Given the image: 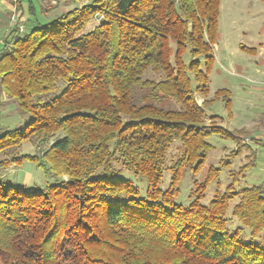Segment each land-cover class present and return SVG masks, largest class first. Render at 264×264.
Masks as SVG:
<instances>
[{
    "label": "trees",
    "instance_id": "16d2710c",
    "mask_svg": "<svg viewBox=\"0 0 264 264\" xmlns=\"http://www.w3.org/2000/svg\"><path fill=\"white\" fill-rule=\"evenodd\" d=\"M219 2L89 0L25 34L14 23L0 44V90L31 118L0 126V172L30 161L52 182L25 189L0 176V264H264V246L225 216L237 199L231 215L264 231V184L234 190L233 173L204 205L218 174L210 166L190 203L175 202L184 167L203 166L209 134L232 138V154L249 148L244 131L205 119ZM23 142L34 153H20ZM124 170L146 178L144 196Z\"/></svg>",
    "mask_w": 264,
    "mask_h": 264
},
{
    "label": "rangeland",
    "instance_id": "374dc122",
    "mask_svg": "<svg viewBox=\"0 0 264 264\" xmlns=\"http://www.w3.org/2000/svg\"><path fill=\"white\" fill-rule=\"evenodd\" d=\"M87 3L89 0H0V44L16 22L18 26L22 25L20 34H25L34 24H44L66 10ZM93 25L94 22H90L87 29ZM183 57L187 62L188 52ZM202 68H205L204 65ZM145 76L156 80L160 78L159 74L150 70ZM207 78L208 93L205 97L212 100L205 107L206 123L209 124V118L216 115L213 122L225 129L244 131L241 142L249 148L243 147L238 154H232L237 147L232 138L209 134L206 141L210 149L203 166L197 171L189 166L184 167L178 183L175 202L184 206L192 200L190 189L195 182L205 178L210 166L217 167L218 174L207 183L201 204L207 205L217 188L223 191L234 177L233 173L236 175L234 190L264 184V0H220L217 36ZM218 90L220 92L214 97ZM195 96L197 102L201 103L204 96ZM224 96L230 100L228 107L225 106ZM167 105L177 106L172 100ZM30 118L29 113H22L16 102L0 90V126H18ZM178 146L179 143L175 141L169 148L167 165L179 154ZM18 151L34 153L35 149L29 142H23ZM0 174L5 183L25 189L44 187L52 182L30 161H24L21 165L12 164L1 170ZM122 176L137 186L141 196L145 195L147 180L144 176H137L131 170H124ZM169 181L170 173L165 169L159 187L162 190L167 188ZM236 201L233 199L228 204L225 215L227 228H240V237L244 241L264 246V231L253 235L249 228L231 215V207Z\"/></svg>",
    "mask_w": 264,
    "mask_h": 264
},
{
    "label": "built area",
    "instance_id": "2783aa9c",
    "mask_svg": "<svg viewBox=\"0 0 264 264\" xmlns=\"http://www.w3.org/2000/svg\"><path fill=\"white\" fill-rule=\"evenodd\" d=\"M100 17L98 16H96V19L98 20ZM22 28V25H19V29H21Z\"/></svg>",
    "mask_w": 264,
    "mask_h": 264
}]
</instances>
